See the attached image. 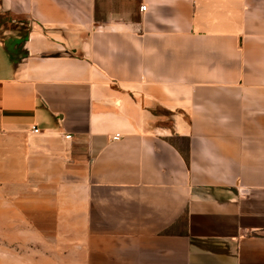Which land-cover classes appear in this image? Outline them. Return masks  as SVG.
Masks as SVG:
<instances>
[{
	"label": "crops",
	"instance_id": "obj_1",
	"mask_svg": "<svg viewBox=\"0 0 264 264\" xmlns=\"http://www.w3.org/2000/svg\"><path fill=\"white\" fill-rule=\"evenodd\" d=\"M4 12L26 20L0 29L6 174L82 264H264V0Z\"/></svg>",
	"mask_w": 264,
	"mask_h": 264
},
{
	"label": "rangeland",
	"instance_id": "obj_2",
	"mask_svg": "<svg viewBox=\"0 0 264 264\" xmlns=\"http://www.w3.org/2000/svg\"><path fill=\"white\" fill-rule=\"evenodd\" d=\"M6 172L0 151V264H82L76 226L43 217L37 194L22 192Z\"/></svg>",
	"mask_w": 264,
	"mask_h": 264
},
{
	"label": "trees",
	"instance_id": "obj_3",
	"mask_svg": "<svg viewBox=\"0 0 264 264\" xmlns=\"http://www.w3.org/2000/svg\"><path fill=\"white\" fill-rule=\"evenodd\" d=\"M1 4V0H0ZM18 19V20H17ZM20 23H23L21 25ZM20 27V29H25L26 28V20L23 17L17 16L11 12H4L0 13V29H5V28H17ZM22 44H17V46L14 48H10V50L15 54V55H22L25 56L27 52H22Z\"/></svg>",
	"mask_w": 264,
	"mask_h": 264
},
{
	"label": "built area",
	"instance_id": "obj_4",
	"mask_svg": "<svg viewBox=\"0 0 264 264\" xmlns=\"http://www.w3.org/2000/svg\"><path fill=\"white\" fill-rule=\"evenodd\" d=\"M141 11L143 12V11H146V9H147V7L145 6V5H143V6H141ZM36 133H38L39 132V130H37V129H35L34 130ZM70 137V136H69ZM120 137V135L119 134H117L113 139H118Z\"/></svg>",
	"mask_w": 264,
	"mask_h": 264
}]
</instances>
